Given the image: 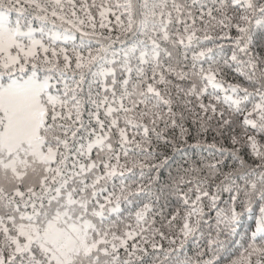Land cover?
Wrapping results in <instances>:
<instances>
[{"label": "snow or ice", "instance_id": "snow-or-ice-1", "mask_svg": "<svg viewBox=\"0 0 264 264\" xmlns=\"http://www.w3.org/2000/svg\"><path fill=\"white\" fill-rule=\"evenodd\" d=\"M0 264H264V0H0Z\"/></svg>", "mask_w": 264, "mask_h": 264}]
</instances>
